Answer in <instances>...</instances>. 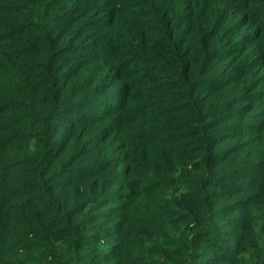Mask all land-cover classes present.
<instances>
[{"label": "trees", "instance_id": "obj_1", "mask_svg": "<svg viewBox=\"0 0 264 264\" xmlns=\"http://www.w3.org/2000/svg\"><path fill=\"white\" fill-rule=\"evenodd\" d=\"M2 148L0 264H264V0H0Z\"/></svg>", "mask_w": 264, "mask_h": 264}, {"label": "rangeland", "instance_id": "obj_2", "mask_svg": "<svg viewBox=\"0 0 264 264\" xmlns=\"http://www.w3.org/2000/svg\"><path fill=\"white\" fill-rule=\"evenodd\" d=\"M234 58H235V56H232V57H229V58H226V59H223V58H218L217 59V64H216V71L214 72V74H221V73H223V72H225V71H227L228 70V65L234 60ZM78 72V71H77ZM117 99V98H116ZM114 100H109V101H105V102H99L98 104L96 103V102H94V103H92V105H93V108H91L90 107V104H87V105H89V114H88V116H86V115H82L83 117H88V118H90V117H92V116H95V115H97L98 114V112H97V107H100V106H104V105H110L112 102H113ZM86 107V105L85 106H83V108H85ZM81 111V110H80ZM83 114V113H82ZM231 115H234V114H231ZM253 115H254V112L252 113V112H248L247 113V115L246 116H244L243 118H244V120H246L245 122L248 124L249 122H248V120L247 119H250L251 117H253ZM67 116V115H66ZM68 118L66 119V121L68 122V123H71V122H73V121H71L70 120V118H69V116H67ZM251 123V122H250ZM19 124H20V122H19ZM20 126L23 128V129H25L26 128V126H25V124H20ZM74 143V144H73ZM71 144H73V146H78L79 145V143L76 141V142H74V141H72L71 142ZM80 147V146H79ZM78 147V148H79ZM97 147L98 146H95L94 147V149L93 150H95V149H97ZM10 154V149H8V148H2V149H0V161H2L4 164H6V161H8L7 159V157H8V155ZM99 154V153H98ZM76 160H78L79 161V164L80 165H85V164H87V163H89V161H91V159H88V158H86L85 156H84V154H78L77 155V158H76ZM77 163V162H76ZM253 175H254V173H253V171L252 170H250L249 172H248V176L250 177V178H252L253 177ZM95 176H98V175H95ZM88 177H92L91 175L90 176H88ZM122 175H120L117 179H116V183H119L121 180H122ZM67 178V174L65 173L63 176H62V180H64V179H66ZM4 181H7V177H4ZM79 185H81L80 186V188H79V192L81 193V194H84V195H86L87 193H88V189H87V187H86V185H82V183L81 184H79ZM6 187H10V186H6ZM103 192H104V196H101V197H98L97 199H96V201H98V202H100L101 203V201H103L102 202V206L101 205H98V202L97 203H94V204H96L95 206H93L92 207V209H91V211L93 212V214H94V216H96V218L97 217H100L99 219H103V218H101L102 216L101 215H111V213H110V210L111 209H113L115 206H116V204H115V202H112V200H109V197H110V189H106V188H104V190H103ZM70 196V195H69ZM66 199H67V197H65V198H63V201H66ZM101 199V200H100ZM114 203V204H113ZM99 213H101V214H99ZM225 217V216H224ZM93 220V222H95V221H97V219H92ZM230 220H232V217H229V219H227L226 217H225V219H220V224H219V231L221 230V229H224L223 227H224V223H227V221H230ZM13 222V221H12ZM12 227H13V229L14 228H16L17 227V230L18 231H21V228H20V226L19 225H17V224H15V223H13L12 224ZM234 228V226L232 225V226H230V227H228V229H230L228 232H231L232 233V229ZM231 233H228V234H231ZM212 236V235H211ZM229 238H232L233 239V242H236V239H237V236H233V237H231V236H229V235H223V233H220V235L219 236H217L216 235V240L214 241L215 242V244L214 245H216L217 247L218 246H220V249H221V253H224L225 252V250H227L226 252H228V251H230V248H231V246H229L228 245V242H229ZM177 240H180V238H178ZM203 246H205V247H207V246H209V241H206V242H204V245ZM206 250H208V251H210L211 249H204V250H202V252L200 253V255H204L205 253H206ZM208 253H218V250H213V252H208ZM199 255V256H200ZM156 256V254L154 253V245L153 244H150L149 246H148V253H147V257H151V258H153V257H155ZM198 259H200V257H197ZM204 264V263H203Z\"/></svg>", "mask_w": 264, "mask_h": 264}]
</instances>
